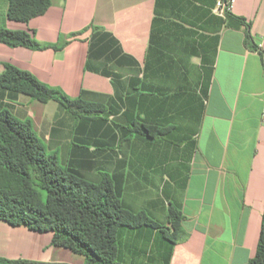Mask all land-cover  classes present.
Listing matches in <instances>:
<instances>
[{"label": "crops", "instance_id": "crops-1", "mask_svg": "<svg viewBox=\"0 0 264 264\" xmlns=\"http://www.w3.org/2000/svg\"><path fill=\"white\" fill-rule=\"evenodd\" d=\"M217 1L50 0L44 15L22 24L8 20L0 0V29L62 45L0 44V74L13 65L105 109L74 120L48 102L52 114L38 117L24 95L0 90V109L30 119L57 162L63 141L88 146L64 148L63 168L94 183L109 176L129 210L158 223L122 230L123 264H248L255 253L264 206V0H236L227 16L215 12ZM138 124L162 134L149 137ZM169 207L182 213L187 234L172 248L163 235ZM13 234L40 240L0 221V258L68 264L51 242L9 249Z\"/></svg>", "mask_w": 264, "mask_h": 264}, {"label": "trees", "instance_id": "trees-1", "mask_svg": "<svg viewBox=\"0 0 264 264\" xmlns=\"http://www.w3.org/2000/svg\"><path fill=\"white\" fill-rule=\"evenodd\" d=\"M7 2L8 20L22 24L44 15L51 5L50 0ZM245 41L254 48L249 29ZM0 44L31 50L62 48L39 43L34 33L6 29H0ZM0 90L27 96L41 104L55 102L74 120H94L105 112L102 105L70 99L59 89L44 85L31 73L9 64L0 74ZM135 130L152 138L162 134L155 127L142 124L136 125ZM0 221L12 227L51 233V246L82 256L84 264H123L122 230L158 228V223L145 212L131 211L123 204L121 192L109 176L94 183L60 166L56 157L46 154L32 121H19L5 109H0ZM182 221V213L169 207L167 231L163 235L170 248L187 239ZM0 264L41 263L0 258ZM248 264H264V206L255 253Z\"/></svg>", "mask_w": 264, "mask_h": 264}, {"label": "rangeland", "instance_id": "rangeland-1", "mask_svg": "<svg viewBox=\"0 0 264 264\" xmlns=\"http://www.w3.org/2000/svg\"><path fill=\"white\" fill-rule=\"evenodd\" d=\"M22 97H24L25 99H28V100L32 101L33 103H35V105H38L37 107L34 108V106H32V105H26V104H24L26 106V108H29L32 112H36V115H38V117L42 116V114H43L44 118H46V116L49 117V115L52 114L51 112H49V109L48 108L45 109V111H44V105L43 104H41L39 102H36V101L32 100L31 98H29L27 96H22ZM56 121H57V123H60V120H56ZM57 123L55 125V128H58L59 127V125ZM39 138H40V142L45 147L46 154H49V150H48L47 144H46V142H44V139H43V137H42L41 134H39ZM63 142H64L63 143L64 148H69V150L70 149L73 150L74 148H77V147H87L88 148L87 145L82 146L81 144L77 143V141L75 139L73 141H69L68 140L67 142L66 141H63ZM75 146H77V147H75ZM64 148H60L59 149V154L60 155H58V164L60 166H63L64 159L62 158V154L64 152ZM34 233H36L35 234L36 235L35 237H39V239H40L35 244L30 240V238L27 237L25 239L24 238V235H19V234L9 235L8 236L9 237V240H11L13 238V243H10L8 245V248L9 249H12V250L15 249L17 251H20V249H22V246H24L25 250H27L28 248H34V246L35 245L37 246V244L39 246H43L44 244L46 245V243H47V246H48L49 242H51V239H52V234L51 233H49V232L48 233H38V232H34ZM51 247L52 246H50V248ZM54 252H55V256H57L59 258H62L64 260V262H66L68 264H82L83 263V259L84 258L82 256L75 255L72 252H70L69 250L62 249V248H54Z\"/></svg>", "mask_w": 264, "mask_h": 264}, {"label": "built area", "instance_id": "built-area-1", "mask_svg": "<svg viewBox=\"0 0 264 264\" xmlns=\"http://www.w3.org/2000/svg\"><path fill=\"white\" fill-rule=\"evenodd\" d=\"M236 0H218L215 5V12L222 16L230 15L233 11ZM261 120L264 122V108L261 114Z\"/></svg>", "mask_w": 264, "mask_h": 264}]
</instances>
